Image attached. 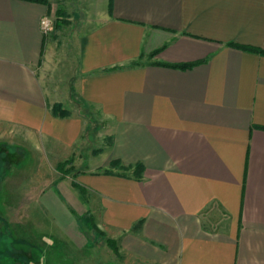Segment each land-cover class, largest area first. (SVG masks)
<instances>
[{"label":"crops","instance_id":"1","mask_svg":"<svg viewBox=\"0 0 264 264\" xmlns=\"http://www.w3.org/2000/svg\"><path fill=\"white\" fill-rule=\"evenodd\" d=\"M50 3L0 0V137L67 156L90 115L50 109L39 69ZM68 6L81 31L76 98L110 122V140L55 199L130 264H264V0Z\"/></svg>","mask_w":264,"mask_h":264},{"label":"rangeland","instance_id":"2","mask_svg":"<svg viewBox=\"0 0 264 264\" xmlns=\"http://www.w3.org/2000/svg\"><path fill=\"white\" fill-rule=\"evenodd\" d=\"M69 2L51 0L48 16L54 27L46 35L50 50L39 69L51 96L50 108L60 104L70 114L77 110L90 115L85 137L67 156L51 154L44 146L34 153L32 138L0 137V233L6 236L0 237V264H130L120 250L117 256L108 246L109 237L93 227L92 217L75 215L55 199V187L64 176L75 177L86 165L103 163L110 140L105 133L110 122L102 116L97 121L94 109L76 98L81 31L79 15L71 12ZM11 251L20 256V263L12 260Z\"/></svg>","mask_w":264,"mask_h":264},{"label":"trees","instance_id":"3","mask_svg":"<svg viewBox=\"0 0 264 264\" xmlns=\"http://www.w3.org/2000/svg\"><path fill=\"white\" fill-rule=\"evenodd\" d=\"M32 1H40V0H32ZM175 67H179V68H189L191 66H193L192 64L190 65H174ZM52 113L55 115V116H58V117H68L70 116V112L64 108H62V106L60 104H56L53 106V108H50ZM59 168H60V171H61V166L59 165ZM136 169H140V167L138 166ZM111 171V170H110ZM75 184V183H74ZM76 186V184L74 185ZM77 187V186H76ZM92 225L93 227L95 228H98L95 223H94V220L92 219ZM3 232L0 233V237H4L3 235ZM11 235V233H10ZM10 235L8 236V238H10ZM6 237V236H5ZM4 237V238H5ZM107 241V244L108 246L113 250V252L118 256L119 255V247L117 245V242L111 238H107L106 239ZM11 253V258L12 260L14 261H17L20 263V256H17L15 255L16 252L13 253V251L10 252Z\"/></svg>","mask_w":264,"mask_h":264},{"label":"built area","instance_id":"4","mask_svg":"<svg viewBox=\"0 0 264 264\" xmlns=\"http://www.w3.org/2000/svg\"><path fill=\"white\" fill-rule=\"evenodd\" d=\"M54 27V21L50 16H45L41 19V30L44 35H48Z\"/></svg>","mask_w":264,"mask_h":264}]
</instances>
